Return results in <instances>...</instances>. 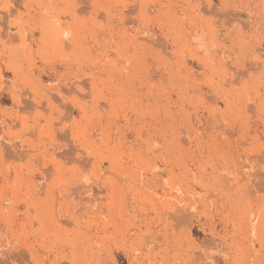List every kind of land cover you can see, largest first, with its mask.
I'll list each match as a JSON object with an SVG mask.
<instances>
[{
  "label": "rangeland",
  "instance_id": "1",
  "mask_svg": "<svg viewBox=\"0 0 264 264\" xmlns=\"http://www.w3.org/2000/svg\"><path fill=\"white\" fill-rule=\"evenodd\" d=\"M0 264H264V0H0Z\"/></svg>",
  "mask_w": 264,
  "mask_h": 264
}]
</instances>
